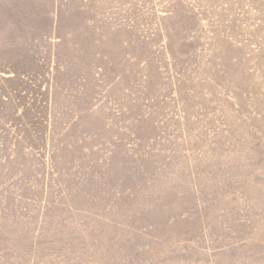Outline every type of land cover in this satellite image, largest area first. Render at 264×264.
I'll use <instances>...</instances> for the list:
<instances>
[{"label":"rangeland","instance_id":"1","mask_svg":"<svg viewBox=\"0 0 264 264\" xmlns=\"http://www.w3.org/2000/svg\"><path fill=\"white\" fill-rule=\"evenodd\" d=\"M0 264H264V0H0Z\"/></svg>","mask_w":264,"mask_h":264}]
</instances>
